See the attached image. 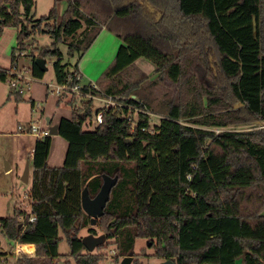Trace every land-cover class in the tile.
Returning a JSON list of instances; mask_svg holds the SVG:
<instances>
[{"label":"trees","instance_id":"16d2710c","mask_svg":"<svg viewBox=\"0 0 264 264\" xmlns=\"http://www.w3.org/2000/svg\"><path fill=\"white\" fill-rule=\"evenodd\" d=\"M63 1L54 0L47 15L35 18L36 0H0V35L6 27L18 29L12 62L31 34L49 33L52 45L32 46L27 54L33 75H45L36 58L51 56L57 82L81 83L79 60L106 27L123 43L97 88L89 83L84 91L126 96L127 105L145 108L128 96L138 97L130 73L140 58L186 90L176 101L164 100L159 123L143 110L134 117L125 105L96 109L104 118L92 129L84 126L95 110L93 99L59 96L72 107L71 118L59 122L69 143L64 164L49 165L52 136L38 138L32 210L17 205L0 217L7 238L36 246L14 264H59L64 256L75 264H101L109 245H116L113 259L120 262L136 254L138 237L153 243L156 257L176 264H264V127L231 128L264 120L263 0H66L62 14ZM9 69L0 67L1 80L7 81ZM207 78L216 79V87ZM103 174L119 180L89 232L100 229L116 241L90 252L81 236L91 224L82 191L88 185L95 196ZM60 232L69 255L59 253ZM8 263L0 252V264ZM133 264L142 263L136 258Z\"/></svg>","mask_w":264,"mask_h":264},{"label":"rangeland","instance_id":"374dc122","mask_svg":"<svg viewBox=\"0 0 264 264\" xmlns=\"http://www.w3.org/2000/svg\"><path fill=\"white\" fill-rule=\"evenodd\" d=\"M54 0H36V5L33 10L35 18H40L47 15L52 6ZM264 6V0H263ZM67 8V1L64 0L61 3L60 11L63 14ZM140 28L139 26H137ZM105 33L97 36L92 46L84 53L79 60V56H70L72 63H76L79 60L80 70L83 72L81 77V84H88L86 73L90 72L95 75L94 82L102 76V73L114 62L116 54L120 45L123 43L122 38L115 43V37ZM18 29L15 27H6L3 33L0 35V67L11 68L12 63V51L17 46ZM118 38V36H117ZM27 46L25 47L26 53L30 54L32 46H50L53 44V38L49 33H33L27 38ZM60 48L67 59L68 47L65 43L60 44ZM22 55L19 60V66L24 68L25 75L30 79L29 85H24L23 99L18 100L15 96L9 98V94L13 91L9 80L3 81L0 79V217H6L12 215L15 206L22 200L26 193L31 191L32 187V150L35 142L38 139L35 134L27 131H20L19 126L29 127L32 122L42 118L41 124L48 125L47 117L51 119V125L57 124L58 120L62 116L71 117L72 107L66 100L58 103L59 94L53 88L48 91V84L52 83L55 87L58 85L54 67V57L47 56L48 69L43 78H36L33 76L31 69L29 68L31 57L29 55ZM213 57V56H211ZM213 59H211L212 61ZM215 67V66H214ZM87 71V72H85ZM130 77L132 82L137 85V93L128 95L133 99H137L146 104V107L140 109L137 106L127 105L123 98L114 97V106H128L129 109L134 112V117L138 115V111L143 110L150 114L152 124L160 122V118L163 116L162 104L164 100H175L181 94L184 95L186 86L183 89L180 86L173 84L168 78L161 77L156 72V67L149 60L140 58L136 65L132 68ZM190 80H192L190 78ZM212 87H216L217 80L213 78L205 79ZM182 89V91H181ZM93 99L94 112L92 117L94 119L96 109L102 108L105 105V101H100L105 95H96ZM127 96V97H128ZM77 98V99H76ZM89 98V97H86ZM31 99L35 100V106L32 107ZM75 99L80 101L81 96H75ZM237 104L236 107H239ZM86 129L95 128V122L93 124L86 123L84 126ZM264 127V120H259L257 123H249L240 126H231V128L237 129H257ZM52 144L50 154L48 157V164L52 166H61L64 163L68 149V141L60 134L51 135ZM29 165V182L26 183L22 180V176L25 172L26 166ZM30 200L22 203L21 208L30 211ZM97 225H89L81 231V236L89 234V228H97ZM106 234L102 230L98 229L97 235ZM62 237L59 243V253L64 255L70 254V245L63 232H60ZM116 241V238H107L104 244ZM98 247L94 250L96 251ZM16 242L7 238L0 228V252L7 253L13 262L16 259L15 256ZM104 250L107 251L108 257L101 262V264H120L116 259H113L115 255L112 250L116 251V245H109ZM134 260L137 258L142 264H161L162 259L156 257L154 254L156 249L153 247V243L146 238L138 237L135 243ZM123 259V258H122ZM121 259V260H122ZM242 260H239L241 264ZM59 264H75L73 257H62Z\"/></svg>","mask_w":264,"mask_h":264},{"label":"built area","instance_id":"2783aa9c","mask_svg":"<svg viewBox=\"0 0 264 264\" xmlns=\"http://www.w3.org/2000/svg\"><path fill=\"white\" fill-rule=\"evenodd\" d=\"M25 54H27L26 50H16V52H15L16 60L14 62H12L13 65L7 71V74H8L7 80H9V83L11 84L13 91L18 92L20 94H23L24 85L30 84V79L25 75L24 68H21L19 66V63H18L19 58ZM54 61H55V58L53 59V63H54ZM29 68H30V66H29ZM57 83H58V85L56 87L52 83H49L48 84V91L53 90V88H55V90L57 91L59 96H61L62 94H67L68 96L75 95V96L89 97V98L97 97L95 94H93L89 91L88 92L84 91L83 85L81 83H76L75 85H70L68 83H59V82H57ZM90 86L92 88H97L96 83H91ZM103 100L105 101L104 108L114 107L115 103H114V97L112 95H105V97H103ZM34 106H35V104H34ZM103 118H104L103 112L99 111V112L95 113L94 119L90 117L87 122L91 123V124H93V122H95V127H97L103 123ZM42 121H43V119L39 118V119L35 120V122H32L30 124V126L27 128L24 126H19V130L20 131H27L29 133H33L36 135L37 138H44V137L50 135V128L48 125L41 124ZM26 200L31 201L30 203H28V204H30V211H31L32 210V203H33V198H32L31 192H28L25 194V196L22 198V200H20L18 202V206L21 207L22 203L26 202ZM36 218L37 217L35 215H31L29 220L35 221ZM112 252H114V254H116V251L112 250Z\"/></svg>","mask_w":264,"mask_h":264},{"label":"water","instance_id":"95a60500","mask_svg":"<svg viewBox=\"0 0 264 264\" xmlns=\"http://www.w3.org/2000/svg\"><path fill=\"white\" fill-rule=\"evenodd\" d=\"M36 64L43 70L47 71V59L42 56L36 58ZM47 123L50 125V135L59 134V124L51 125V119L47 117ZM22 180L26 183L29 182V165L26 166L25 172L22 176ZM119 175L111 176L109 174H103V183L100 190L95 196H91L89 187L86 185L82 191V207L84 211L91 218V225H96L99 218L105 214V208L111 198L113 187L117 184ZM107 239V234L95 235L89 233L83 236L82 241L86 248L93 252L97 247L104 244ZM134 259L133 255L125 256L120 264H132ZM161 264H176L171 259H165ZM195 264H208V263H195Z\"/></svg>","mask_w":264,"mask_h":264},{"label":"crops","instance_id":"0c3cea01","mask_svg":"<svg viewBox=\"0 0 264 264\" xmlns=\"http://www.w3.org/2000/svg\"><path fill=\"white\" fill-rule=\"evenodd\" d=\"M105 31H107V33H110L109 35H113L112 37H115L114 39H115V43H116V41H117V44H119V41H120V39H119V37L117 38V35L116 34H114L113 32H111L110 30H108L106 27H104L102 30H101V34H103V33H105ZM79 69H80V66H79ZM81 71V70H80ZM85 72H87V71H85ZM46 73V72H45ZM81 73L83 74V72L81 71ZM45 76V75H44ZM86 76H87V78H85L86 80H88L87 82H89V83H96V82H94V79H96L95 78V75H93L92 73H90V72H87L86 73ZM88 83V84H89ZM10 95V94H9ZM14 96V95H13ZM11 98V97H10ZM16 98V97H15ZM98 98H100V101L102 102V101H104L103 100V98L101 99V97H98ZM17 99V98H16ZM34 100V99H33ZM35 101V100H34ZM62 102V101H61ZM58 103H60L59 102V97H58ZM32 105V104H31ZM33 107V106H32ZM104 107V105L102 106V108ZM101 108V107H100ZM98 109H99V107H98ZM71 116H72V114H71ZM62 117H67V116H62ZM61 117V118H62ZM61 118L58 120V122H57V124H59V122H60V120H61ZM68 118H71V117H68ZM36 143V142H35ZM34 148H35V145H34ZM34 148H33V150H32V166H33V154H34ZM64 161H65V158H64ZM64 164V163H63ZM52 166V165H51ZM33 171H34V167H33ZM32 177H33V175H32ZM36 252V246H35V244H33V243H16V250H15V256H16V259H17V256L18 255H20V254H22V253H29V254H34ZM16 259H15V261L13 262L9 257H8V264H14L15 262H16Z\"/></svg>","mask_w":264,"mask_h":264}]
</instances>
